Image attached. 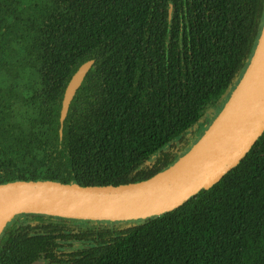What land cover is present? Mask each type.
<instances>
[{"label":"trees","instance_id":"16d2710c","mask_svg":"<svg viewBox=\"0 0 264 264\" xmlns=\"http://www.w3.org/2000/svg\"><path fill=\"white\" fill-rule=\"evenodd\" d=\"M263 23L264 0H0V184L118 185L169 167L223 108ZM88 60L60 135L66 86ZM21 215L84 231L93 242L70 264H264V131L224 178L160 215ZM15 229L0 234V264L50 252L8 241Z\"/></svg>","mask_w":264,"mask_h":264},{"label":"water","instance_id":"95a60500","mask_svg":"<svg viewBox=\"0 0 264 264\" xmlns=\"http://www.w3.org/2000/svg\"><path fill=\"white\" fill-rule=\"evenodd\" d=\"M172 7L170 8V16ZM94 60L84 62L66 86L60 135L70 104ZM264 131V23L255 51L223 108L200 138L172 165L148 179L118 185L57 180L0 184V214H48L85 220L134 221L171 211L219 182ZM34 264H42L35 262Z\"/></svg>","mask_w":264,"mask_h":264},{"label":"flooded vegetation","instance_id":"af4514ba","mask_svg":"<svg viewBox=\"0 0 264 264\" xmlns=\"http://www.w3.org/2000/svg\"><path fill=\"white\" fill-rule=\"evenodd\" d=\"M19 215L9 222L17 230L15 229L8 241L23 242L21 236L36 237L44 242L50 251L43 252L40 258L30 264L37 261L42 264H70L74 258L81 256L80 253L93 242L81 235L84 233L82 230L60 229L62 224L57 220L40 222L32 217ZM22 227L28 228L22 229Z\"/></svg>","mask_w":264,"mask_h":264},{"label":"bare ground","instance_id":"6f19581e","mask_svg":"<svg viewBox=\"0 0 264 264\" xmlns=\"http://www.w3.org/2000/svg\"><path fill=\"white\" fill-rule=\"evenodd\" d=\"M8 218V214H0V230L2 229L3 225L5 224Z\"/></svg>","mask_w":264,"mask_h":264},{"label":"rangeland","instance_id":"374dc122","mask_svg":"<svg viewBox=\"0 0 264 264\" xmlns=\"http://www.w3.org/2000/svg\"><path fill=\"white\" fill-rule=\"evenodd\" d=\"M190 137H191V136H189V137H187V138L190 139ZM142 219H145V218H140V219H138V220H142ZM115 222H116V221H115Z\"/></svg>","mask_w":264,"mask_h":264}]
</instances>
